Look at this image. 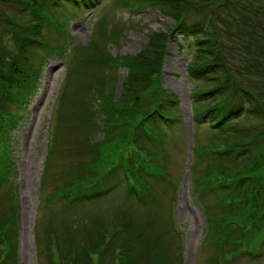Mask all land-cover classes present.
Listing matches in <instances>:
<instances>
[{
  "label": "trees",
  "instance_id": "1",
  "mask_svg": "<svg viewBox=\"0 0 264 264\" xmlns=\"http://www.w3.org/2000/svg\"><path fill=\"white\" fill-rule=\"evenodd\" d=\"M141 1L144 6H158L174 25L166 36L149 33L143 50L123 57L120 63L106 55L105 65L125 67L127 78L117 100L95 92L98 107L93 113L89 111L85 127L89 132L100 131L103 138L82 146V156L87 159L78 164L70 185L45 194L44 186L40 187L39 199L45 206L103 200L115 191L104 184L113 174L118 181L131 182L123 186V195L144 217L121 219L112 226L107 222L100 231L107 233L108 240L98 232V239L87 237L79 242L76 237H61L55 230L59 253L67 243L74 250L60 262L93 264L92 256L96 255L97 264L172 263L161 248H156L158 242H164L165 234L156 207L163 198L157 187L163 186L165 192L168 188L173 195L179 181L162 165L167 155L160 145L167 138V126L176 120L177 102L161 89V64L165 42L174 32L193 33L184 28L187 12L211 5L208 26L199 24L194 34L196 51L189 68L195 127L190 185L205 215L202 244L212 249L202 264L264 260V0ZM115 2L123 8L129 0ZM0 5L18 8V15L11 17L0 11V26L12 34L8 41L0 35V264H17L18 191L8 132L21 121L39 86L47 57L60 54L54 38L64 34L68 20L77 17L76 13L100 6L101 0H0ZM58 11L65 14L64 19L56 17ZM216 21L223 26L221 31L217 28L222 34L219 40ZM96 44H92L93 49ZM95 114L100 117L98 122ZM204 124L208 133H201L199 140L198 131ZM125 198L109 209L124 208ZM166 226V232H175L172 220ZM108 227L112 234H108ZM144 231L153 235L147 247L136 245L141 248L137 254L128 243L132 245ZM105 253L109 254L103 261ZM176 258L180 264V256Z\"/></svg>",
  "mask_w": 264,
  "mask_h": 264
},
{
  "label": "rangeland",
  "instance_id": "2",
  "mask_svg": "<svg viewBox=\"0 0 264 264\" xmlns=\"http://www.w3.org/2000/svg\"><path fill=\"white\" fill-rule=\"evenodd\" d=\"M141 3V0H129L122 8L115 0H101L100 6L84 9L76 13L77 17L69 19L64 34L59 39L58 36L56 40L54 38L60 54H49L37 81L39 86L29 98L21 121L8 132L15 164L14 183L18 191L17 264H61L60 258L67 260L74 250L69 249L67 243L59 253L55 230L61 237H76L79 242L87 237L98 239V232L104 235V240H108L107 233L100 231L105 229L107 222H111L112 226V222L117 223L121 219L144 217L139 214V208L130 204L132 200L123 195V186L131 182L118 181L113 174L106 176L109 178L104 184L114 187L115 191L103 200L72 206L62 203L45 206L39 199L40 187L44 186L45 194L70 185L78 164L87 159L82 156V146L90 141L98 143L103 138L100 131L89 132L85 127L89 111L93 113L98 107L95 92L112 101L117 100L127 78L125 67L118 65L114 69L105 65L106 55L120 63L123 57L134 56L143 50L149 33L166 36L174 25V20L158 6H144ZM0 8L10 17L13 13L18 15V8L5 5H0ZM212 10L211 5L187 12L184 28H190L193 33L174 32L165 42L161 64V89L172 94L177 102L174 109L176 120L167 126V138L160 145L167 155L162 165L170 170L173 180L177 178L175 180L179 181L173 195L170 189L167 188L165 192L163 186L157 187V194L163 198L159 199L160 206L157 204L156 207L161 217L160 227L165 234L164 242H158L156 248L166 253L171 264H179L176 258L179 256L180 264H202L212 253L210 247L202 244L206 234L205 215L191 190L188 161L194 123V89L189 71L196 51L194 34L198 32L199 24L208 26L207 20ZM58 14V19L65 18V14ZM215 26L219 40V34H222L218 33L217 28L221 31L223 26L220 21H216ZM0 35L6 41L12 38V34L3 26H0ZM92 44H96V49L92 48ZM38 50L44 53L42 49ZM95 116L98 122L100 117L98 114ZM198 133L199 140L208 133L205 124ZM100 182L101 179L98 180ZM123 197L128 200L124 208L117 211L109 209V205L119 204ZM171 220L176 227L172 233L166 232L169 229L166 225ZM109 233H113L111 227H108ZM152 235L144 231L139 238H135L136 242L131 245L129 241L128 244L138 254L141 248L136 245L147 247ZM108 254H104L103 261L107 260ZM92 258L93 264H97L98 257L93 255ZM238 264H264V260L250 262L245 259Z\"/></svg>",
  "mask_w": 264,
  "mask_h": 264
}]
</instances>
